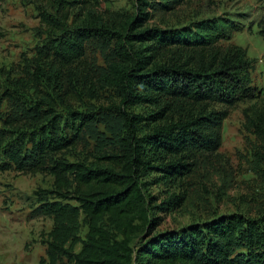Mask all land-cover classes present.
<instances>
[{
  "label": "trees",
  "instance_id": "obj_1",
  "mask_svg": "<svg viewBox=\"0 0 264 264\" xmlns=\"http://www.w3.org/2000/svg\"><path fill=\"white\" fill-rule=\"evenodd\" d=\"M155 1L159 10L170 11L187 0H135L133 13L107 16L91 8L72 14L75 5L88 0H43L39 6L35 84L41 59L72 71L83 62L87 40L112 42L116 58L99 82L116 88L125 106L151 103L158 110L147 116L119 110L127 134L115 154L91 166L58 156L81 140L92 121L84 113L64 115L53 104L35 101L33 125L5 136L0 172L53 178L52 188L33 193L36 214L52 221L43 240L45 258L38 264L63 259L72 264H264V209L256 217L235 213L155 232L159 217L154 215L180 206L181 197L171 194L156 203L145 191L180 179L197 157L217 147L228 109L252 95L253 68L246 50L229 43L231 30L220 19L175 29L145 27L146 9ZM154 48L172 54L158 61ZM252 114H246L248 124L264 136V111ZM146 123L152 127L138 135L135 127ZM259 156L264 161V147ZM146 175L153 177L144 180Z\"/></svg>",
  "mask_w": 264,
  "mask_h": 264
},
{
  "label": "rangeland",
  "instance_id": "obj_2",
  "mask_svg": "<svg viewBox=\"0 0 264 264\" xmlns=\"http://www.w3.org/2000/svg\"><path fill=\"white\" fill-rule=\"evenodd\" d=\"M88 1L75 5L72 14L78 17L89 8L105 16L134 12L135 0ZM42 2L0 0V148L12 130L33 125V104L39 101L40 106L53 104L64 115L73 110L92 118L76 146L58 154L66 161L91 166L101 157L115 154L120 138L127 134L119 110L147 116L158 108L151 103L125 106L116 88L99 82L100 75L116 58L112 42L87 40L83 62L72 71H62L52 60L41 59L39 84H35L33 67L42 38ZM156 2L146 9L150 18L145 27L175 29L202 19H220L231 30L229 43L246 50L253 68L249 73L252 95L228 109L217 147L197 157L180 179L162 181L145 191L156 203L171 194L181 197L180 206L154 215L159 217L155 232L235 213L256 217L264 209V161L259 156L264 136L248 124L246 114L264 111V0H187L170 11L159 10ZM147 45L143 47L149 53L152 48ZM152 53L156 60L164 61L172 51L154 48ZM148 127H152L150 123L135 128L141 135ZM151 177L146 175L144 180ZM52 183L53 178L45 174L0 172V264H38L40 258H45L43 240L52 221L36 214L33 193L38 188H52ZM86 230L81 214L82 238ZM79 248L77 245L75 251ZM59 264L72 263L63 259Z\"/></svg>",
  "mask_w": 264,
  "mask_h": 264
}]
</instances>
